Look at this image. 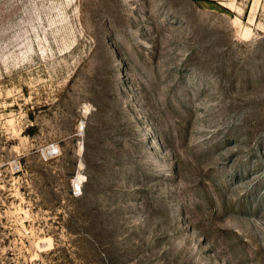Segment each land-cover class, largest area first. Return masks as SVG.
I'll return each instance as SVG.
<instances>
[{"label":"rangeland","instance_id":"rangeland-1","mask_svg":"<svg viewBox=\"0 0 264 264\" xmlns=\"http://www.w3.org/2000/svg\"><path fill=\"white\" fill-rule=\"evenodd\" d=\"M0 171V264H264V0H0Z\"/></svg>","mask_w":264,"mask_h":264},{"label":"built area","instance_id":"built-area-1","mask_svg":"<svg viewBox=\"0 0 264 264\" xmlns=\"http://www.w3.org/2000/svg\"><path fill=\"white\" fill-rule=\"evenodd\" d=\"M59 151V148L55 145H51L47 151H43V155L45 157V159H47L49 156H52L54 154H56ZM48 153V156L47 154ZM0 175H1V171H0ZM72 192L74 195L78 196L81 195L83 190H82V181H80L78 178L73 180V188H72Z\"/></svg>","mask_w":264,"mask_h":264},{"label":"bare ground","instance_id":"bare-ground-1","mask_svg":"<svg viewBox=\"0 0 264 264\" xmlns=\"http://www.w3.org/2000/svg\"><path fill=\"white\" fill-rule=\"evenodd\" d=\"M81 176V175H80Z\"/></svg>","mask_w":264,"mask_h":264}]
</instances>
